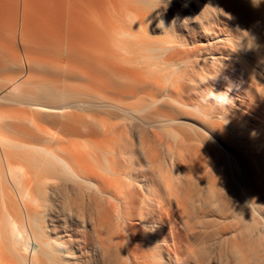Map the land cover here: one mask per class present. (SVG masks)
Segmentation results:
<instances>
[{"label": "bare ground", "instance_id": "1", "mask_svg": "<svg viewBox=\"0 0 264 264\" xmlns=\"http://www.w3.org/2000/svg\"><path fill=\"white\" fill-rule=\"evenodd\" d=\"M0 264H264V0H0Z\"/></svg>", "mask_w": 264, "mask_h": 264}, {"label": "rangeland", "instance_id": "2", "mask_svg": "<svg viewBox=\"0 0 264 264\" xmlns=\"http://www.w3.org/2000/svg\"><path fill=\"white\" fill-rule=\"evenodd\" d=\"M11 73H14V70H13V72H11ZM11 73H10V74H11ZM10 74H9V75H10ZM9 75H7V76H9ZM11 75H12V74H11ZM150 255H151V254H150ZM150 255H146V257H144V260H143V261H145V262L147 261L148 263H150L151 260H153V259L150 257ZM147 256H149L150 258L148 257V258H149V259H148ZM10 257H11V256H10ZM146 258H147V259H146ZM145 259H146V260H145ZM11 260H12V259H11ZM12 262H13V261H12ZM147 262H146V263H147Z\"/></svg>", "mask_w": 264, "mask_h": 264}, {"label": "clouds", "instance_id": "3", "mask_svg": "<svg viewBox=\"0 0 264 264\" xmlns=\"http://www.w3.org/2000/svg\"><path fill=\"white\" fill-rule=\"evenodd\" d=\"M259 2H260V0H252V4H253L254 6L258 5Z\"/></svg>", "mask_w": 264, "mask_h": 264}]
</instances>
